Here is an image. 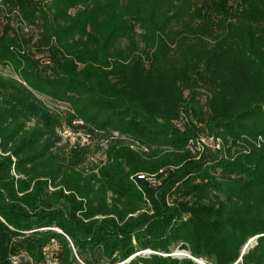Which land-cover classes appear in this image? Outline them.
<instances>
[{
	"label": "trees",
	"instance_id": "1",
	"mask_svg": "<svg viewBox=\"0 0 264 264\" xmlns=\"http://www.w3.org/2000/svg\"><path fill=\"white\" fill-rule=\"evenodd\" d=\"M0 65V264H264V0H0Z\"/></svg>",
	"mask_w": 264,
	"mask_h": 264
},
{
	"label": "built area",
	"instance_id": "2",
	"mask_svg": "<svg viewBox=\"0 0 264 264\" xmlns=\"http://www.w3.org/2000/svg\"><path fill=\"white\" fill-rule=\"evenodd\" d=\"M21 25L25 28V23L22 22ZM57 136L69 144L76 146L78 148H87L93 147L99 143L97 137L90 132L84 126V122L80 119H75L72 122L63 121L56 130ZM119 136L118 132L113 133V137ZM112 137V136H111ZM125 138V136H122ZM222 139L216 136H207V137H200L196 138L195 140L191 139L190 143L196 149L201 150L203 147L207 146L213 149H221L222 146ZM106 141H102L100 144L104 145ZM130 147L133 150H147V147L143 144H140L138 141L131 140ZM140 178H146L145 173L139 174ZM62 232V231H61ZM63 233V232H62ZM64 234V233H63ZM59 250V244L56 240H53L51 245L45 249L44 251V260L38 264H60L56 257V252ZM18 257H14V264L18 262ZM37 264V263H34Z\"/></svg>",
	"mask_w": 264,
	"mask_h": 264
},
{
	"label": "rangeland",
	"instance_id": "3",
	"mask_svg": "<svg viewBox=\"0 0 264 264\" xmlns=\"http://www.w3.org/2000/svg\"><path fill=\"white\" fill-rule=\"evenodd\" d=\"M0 73H2L4 75H14V71H13L11 66L0 65ZM40 97L43 100H45L48 104L52 105L55 108L60 109L61 111H70V106L68 104L61 103V102H53L50 98L43 96V95H41ZM146 252L148 253L149 251H146ZM178 254H180V255H178ZM172 255H174V256H186V255H190V254L185 249L176 248L175 251L172 252ZM76 259L78 261V264H87V263L83 262V260L81 258H79L78 256H76ZM197 260H199V259H197ZM199 261L201 262V264H205V262L203 260H199ZM117 264H119V263H117Z\"/></svg>",
	"mask_w": 264,
	"mask_h": 264
},
{
	"label": "water",
	"instance_id": "4",
	"mask_svg": "<svg viewBox=\"0 0 264 264\" xmlns=\"http://www.w3.org/2000/svg\"><path fill=\"white\" fill-rule=\"evenodd\" d=\"M253 240H254V238H252V239L248 242V244L244 247V249H243V253L245 252V249L248 247V245H249ZM178 255H180V254H178ZM186 256L193 258V257L190 256V255H186ZM193 259H195V258H193ZM195 260L198 261V262H200V261L197 260V259H195ZM200 263H201V262H200Z\"/></svg>",
	"mask_w": 264,
	"mask_h": 264
}]
</instances>
